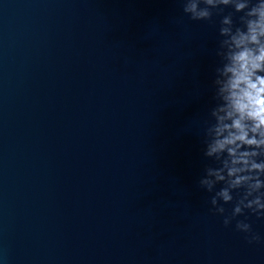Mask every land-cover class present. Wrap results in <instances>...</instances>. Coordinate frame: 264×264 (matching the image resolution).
<instances>
[{
	"label": "water",
	"instance_id": "95a60500",
	"mask_svg": "<svg viewBox=\"0 0 264 264\" xmlns=\"http://www.w3.org/2000/svg\"><path fill=\"white\" fill-rule=\"evenodd\" d=\"M0 264H264V0H0Z\"/></svg>",
	"mask_w": 264,
	"mask_h": 264
}]
</instances>
